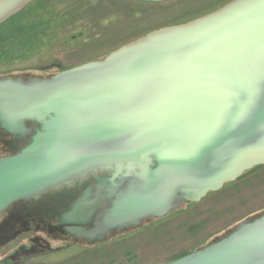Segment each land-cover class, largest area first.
<instances>
[{"label": "water", "instance_id": "water-1", "mask_svg": "<svg viewBox=\"0 0 264 264\" xmlns=\"http://www.w3.org/2000/svg\"><path fill=\"white\" fill-rule=\"evenodd\" d=\"M35 1L0 0V26ZM0 131L26 142L0 158V215L95 176L51 227L75 245L199 204L264 166V0H231L45 78L0 77ZM7 228L0 247L16 239ZM162 264H264V211Z\"/></svg>", "mask_w": 264, "mask_h": 264}, {"label": "rangeland", "instance_id": "rangeland-1", "mask_svg": "<svg viewBox=\"0 0 264 264\" xmlns=\"http://www.w3.org/2000/svg\"><path fill=\"white\" fill-rule=\"evenodd\" d=\"M230 1L36 0L0 26V77H47L103 59L154 30L186 23ZM263 206L264 166L188 206V215L180 211L110 243L72 246L27 264L166 263L191 251L194 244L184 243L188 239L208 231L226 232L262 213Z\"/></svg>", "mask_w": 264, "mask_h": 264}, {"label": "flooded vegetation", "instance_id": "flooded-vegetation-1", "mask_svg": "<svg viewBox=\"0 0 264 264\" xmlns=\"http://www.w3.org/2000/svg\"><path fill=\"white\" fill-rule=\"evenodd\" d=\"M22 80L31 77L45 78L33 74L15 76ZM26 142L18 141L0 131V158L15 154ZM95 176L52 190L39 199L21 205H15L0 215V226L7 224L10 236L16 239L0 247V264H27L29 261L61 252L72 246L69 236L51 230L56 226L58 215L73 203L81 191L89 186Z\"/></svg>", "mask_w": 264, "mask_h": 264}, {"label": "crops", "instance_id": "crops-1", "mask_svg": "<svg viewBox=\"0 0 264 264\" xmlns=\"http://www.w3.org/2000/svg\"><path fill=\"white\" fill-rule=\"evenodd\" d=\"M209 197V196H208ZM201 203V202H200ZM196 205H198V204H196ZM191 206H194V205H191ZM190 207V206H189ZM189 207H187L185 210H183V211H181V213L182 212H185L186 214H184V215H188V214H190V211H188V209H189ZM262 210H264V206L262 207V209H261V211ZM260 211H258L257 213H259ZM256 213V214H257ZM250 217V216H249ZM246 218H248V217H246ZM245 218V219H246ZM224 230H219L218 232H206V233H204L203 234V236L201 235L200 237H198V236H194V238H192V239H186L187 241L186 242H184V243H186L185 244V246L187 245V244H194V245H192L191 246V251L188 253V254H190L191 252H193V251H195V250H197V249H199V248H201V247H203V246H206L208 243H210L215 237H218V236H221V235H223L224 234ZM185 241V240H184ZM195 241H197V243L195 242ZM186 247H184L183 249H185ZM188 254H186V255H188ZM186 255H183V256H186ZM183 256H181V257H183ZM181 257H179V258H181ZM179 258H177V259H179ZM176 260V259H175ZM162 264V263H161Z\"/></svg>", "mask_w": 264, "mask_h": 264}, {"label": "trees", "instance_id": "trees-1", "mask_svg": "<svg viewBox=\"0 0 264 264\" xmlns=\"http://www.w3.org/2000/svg\"><path fill=\"white\" fill-rule=\"evenodd\" d=\"M64 70H67V69H62V70H59V72H61V71H64ZM256 170V169H255ZM183 211V210H182ZM180 212V211H179Z\"/></svg>", "mask_w": 264, "mask_h": 264}]
</instances>
